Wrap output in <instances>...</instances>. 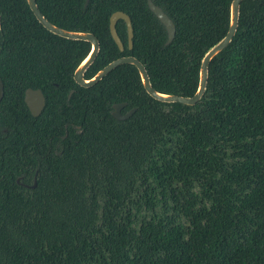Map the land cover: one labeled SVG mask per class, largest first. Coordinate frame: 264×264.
Wrapping results in <instances>:
<instances>
[{
	"label": "trees",
	"instance_id": "obj_1",
	"mask_svg": "<svg viewBox=\"0 0 264 264\" xmlns=\"http://www.w3.org/2000/svg\"><path fill=\"white\" fill-rule=\"evenodd\" d=\"M35 1L53 24L98 38L85 78L132 55L156 90L191 96L231 0H152L175 25L169 43L146 0ZM117 10L131 49L122 19V51L109 33ZM0 19V104L23 105L28 87L45 95L38 116L0 119V264H264V0L241 1L193 105L151 98L128 63L81 87L88 42L46 30L26 0H0ZM120 102L135 108L123 120L111 114Z\"/></svg>",
	"mask_w": 264,
	"mask_h": 264
},
{
	"label": "water",
	"instance_id": "obj_2",
	"mask_svg": "<svg viewBox=\"0 0 264 264\" xmlns=\"http://www.w3.org/2000/svg\"><path fill=\"white\" fill-rule=\"evenodd\" d=\"M242 0H231L229 4V20H228V27L226 30L225 35L219 39L216 43L210 46L202 55L200 59V65L198 70V83L195 92L191 96H182L177 94L171 93H164L161 91L156 90L149 79V75L140 60L132 55H125L120 56L105 66L100 68L97 72H95L90 78H85L84 74L85 71L89 68V66L94 62L99 50H100V43L98 38L90 31H82V30H69L62 27H59L52 22H50L39 10L37 3L35 0H26V3L33 13L36 20L49 32L60 36L65 39L71 40H79V41H86L90 44V49L85 57L78 63L73 71V80L81 87L87 88L91 87L100 81L105 75H107L111 70L116 68L119 65L128 63L136 67L141 84L145 92L153 99L158 100L160 102L166 103H180L182 105H193L197 101L201 99L203 96L207 80H208V66L210 61L213 57H215L219 52H221L232 40L234 37L237 27H238V20H239V12H240V3ZM147 6L150 11L157 17L160 23L164 26L167 40L166 43L172 41L175 35V25L173 21L169 18V16L162 10L161 7L157 6L152 2V0H146ZM88 0L84 1V7L87 5ZM122 19L126 26V36H127V46L128 49H131L132 46V37H133V29L131 26V20L129 16L120 10L114 11L109 16V33L117 45L120 51L123 50V43L120 37L117 34L115 25L116 22ZM0 29H1V19H0ZM3 95V84L0 80V99ZM24 102L29 107L30 111L33 115H38L44 105V97L40 90H32L31 88H26L24 91ZM125 102L115 103L112 105L111 114L114 118L123 120L128 118L135 110V108L129 109L126 113L122 114L120 111L125 106ZM18 182V179H16ZM35 178L30 187L35 186Z\"/></svg>",
	"mask_w": 264,
	"mask_h": 264
},
{
	"label": "flooded vegetation",
	"instance_id": "obj_3",
	"mask_svg": "<svg viewBox=\"0 0 264 264\" xmlns=\"http://www.w3.org/2000/svg\"><path fill=\"white\" fill-rule=\"evenodd\" d=\"M28 88H31V87H28ZM31 89L32 90L38 89V90L41 91V93H42V95L44 97V105H43V108H44V106H45V95H44V92L40 88H31ZM1 99H0V101H1ZM16 100H17V98L14 97V102H12V103H8L7 102L5 104H0V119H2V117H4V116H8L10 119H16V120L17 119H21V118H26V113H29L28 114L29 116H27V117L30 118V119H32V117L38 116L42 112V110H43V108H42L41 112L38 115H33L32 112L30 111L29 107L27 106V104L24 102V94H23V97H22V103H23V105L20 104V103H16ZM123 108L121 109L120 112H122ZM126 112L127 111L122 112V114H124ZM6 132H7V127L6 126H3L1 124V122H0V139L3 137L1 135V133H6ZM51 141H50V143H51ZM54 145H55L54 147H49V148H53L54 151H56V148H59V149L62 148V147H60L59 143L56 142V141H54ZM30 151L32 152V150H30ZM17 183H19V179H18V182ZM25 186H27V185H25Z\"/></svg>",
	"mask_w": 264,
	"mask_h": 264
}]
</instances>
